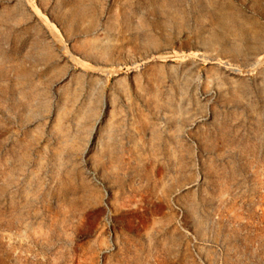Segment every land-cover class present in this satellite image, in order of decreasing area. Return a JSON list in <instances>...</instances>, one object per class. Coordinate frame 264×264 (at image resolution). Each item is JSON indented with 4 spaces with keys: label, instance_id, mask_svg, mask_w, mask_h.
<instances>
[{
    "label": "rangeland",
    "instance_id": "1",
    "mask_svg": "<svg viewBox=\"0 0 264 264\" xmlns=\"http://www.w3.org/2000/svg\"><path fill=\"white\" fill-rule=\"evenodd\" d=\"M0 264H264V0H0Z\"/></svg>",
    "mask_w": 264,
    "mask_h": 264
},
{
    "label": "bare ground",
    "instance_id": "2",
    "mask_svg": "<svg viewBox=\"0 0 264 264\" xmlns=\"http://www.w3.org/2000/svg\"><path fill=\"white\" fill-rule=\"evenodd\" d=\"M194 56H195V57H198V58H202L204 55L195 54ZM203 58H204V57H203ZM203 58H202V59H203ZM202 59H201V60H202ZM210 59H211V58H210ZM204 60H205V59H204ZM216 60H217V59H216ZM214 61H215V60H214ZM210 62H211V61H210ZM215 62H216V61H215ZM217 62H218V61H217ZM217 62H216V63H217ZM219 62H220V61H219ZM256 64H257V63H254L252 66H254V65H256ZM224 66H225V65H224ZM252 66H251V67H252Z\"/></svg>",
    "mask_w": 264,
    "mask_h": 264
}]
</instances>
